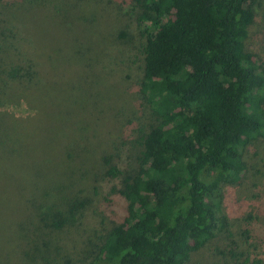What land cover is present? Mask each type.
Segmentation results:
<instances>
[{
	"label": "trees",
	"instance_id": "16d2710c",
	"mask_svg": "<svg viewBox=\"0 0 264 264\" xmlns=\"http://www.w3.org/2000/svg\"><path fill=\"white\" fill-rule=\"evenodd\" d=\"M47 1L29 0V3L37 6ZM84 1L74 3L77 6ZM113 1L127 16L126 30H120L116 40L119 45L126 44L125 39L132 31L135 36L131 42L138 40V45L132 42L136 53L119 50L120 55L111 54V58L82 53L83 84L74 86H91L90 90L109 86L118 76L122 77L120 69L126 67L130 71L124 76L136 79L129 89L137 92L141 109L148 115L134 126V137L130 134L134 122H126L124 135L122 132V138L111 143L108 154L98 150L107 139L102 140L95 127L79 137L77 146L84 150L85 158L97 155L106 168L101 177L94 179L107 181L101 184L99 203L94 202L101 185H92L81 172L83 166L75 169L62 158L59 163L55 161L52 155H57L54 151L58 149L50 148L47 156L41 150H21L11 142L10 130L20 122L2 110L0 203L22 207L32 220L39 217L44 228L75 238L86 236L82 230L97 231V225L101 226L105 231L101 241L93 258L84 264H191L192 252L222 237L221 234L228 237L232 234L228 216L223 212V189L245 177L243 152L264 137V66L248 42L263 1ZM26 7L27 4L21 8ZM86 39L84 44L74 41L75 47L81 44L92 51L90 45L94 43L100 50L108 46L96 37ZM2 40L7 44L0 43V73L4 75L0 77V106L9 97L14 98V90L18 89L14 85H23L21 81L44 83L53 80L54 72L57 77L63 71L62 60L50 53L49 60L38 52L25 59L19 47L8 43L7 38ZM42 68H46L47 74ZM88 69L93 73H87ZM44 75L49 77L45 79ZM5 77L19 83L9 81L13 85L10 92L4 89L8 86ZM91 77L93 81L89 82L87 79ZM45 98L49 104L55 101L47 95ZM50 105L46 108L51 109L49 113L67 111L62 103L58 107ZM104 110L90 112L98 115ZM39 118L34 116L30 121H35L42 130L45 127L49 131L53 128L51 123L58 124L52 118L45 124L42 122L41 127ZM66 141L67 138L62 143ZM122 156L126 165L119 168L116 160ZM117 180L118 184L108 187ZM114 197L121 201V206H114ZM1 213L0 221L4 222ZM19 218L18 249L1 255L0 264H9V259L15 264H41L34 260L37 255L43 264H51L46 250L52 245L39 239L46 247L42 255L36 239L33 242L23 227L26 223L33 224L26 217L19 215ZM250 218L251 214H240L236 222L238 236L242 233L249 238ZM35 229L39 231L40 227ZM25 239L35 244V253L19 247ZM62 245L58 242L56 248ZM233 245L240 246L236 242ZM218 253L228 254L234 264H264L262 258L248 259L242 249Z\"/></svg>",
	"mask_w": 264,
	"mask_h": 264
},
{
	"label": "rangeland",
	"instance_id": "374dc122",
	"mask_svg": "<svg viewBox=\"0 0 264 264\" xmlns=\"http://www.w3.org/2000/svg\"><path fill=\"white\" fill-rule=\"evenodd\" d=\"M74 1L49 0L45 5L33 6L36 3L32 2L31 5L29 0H0L1 44H7L6 41L2 40L7 38L8 43L20 48L19 52L23 54L25 59L36 56L38 52L47 60H49L48 53H50L51 56L57 57L63 62L60 67L63 71H59L57 77L56 72H54L51 81L34 83L24 80V83L21 81L23 85H14L18 86V89L14 90V98L9 97V101L6 99V102L1 104L0 110L10 114L12 118L20 122L21 126L17 123L15 128L10 130V137L11 142L18 144L21 150L30 152L41 150L49 156L51 149H58L54 151V154L57 155H52L55 161L59 163L62 158L75 169L83 166L81 172L85 173L86 178L91 180L92 185H101L107 181L101 183V178L97 181L94 179L105 173V165L97 155L85 158V154L82 152L84 150L77 146L79 137L89 134L95 127V133L100 135L102 140L107 139L105 143L98 146V150L103 152L105 150L108 154V151H111V143L122 138V132L124 135L126 122L130 120L134 122L130 130V134L134 137V126L144 120L148 112H143L144 108L141 109V101L137 92L129 89L132 81L136 79H134L135 77L124 76L125 72L130 71L126 67L120 69L122 77L118 76V79L110 83L109 86L96 88V90H90L91 86V88L77 87L78 83L83 84L82 71H80V67L83 66L81 61L84 59L82 53L85 56L88 52L92 55L97 53L100 56L104 55L111 58L112 55L118 57L120 55L119 50L122 53L127 51L130 54L136 53V51L132 46L133 41L131 42L132 37L135 36L132 31L125 39L126 44L119 45L116 40L118 32L125 29L127 16L122 13V8H117V4L113 0H85L77 3V6ZM262 1L263 7L259 9L256 15L248 42L249 48L257 54L264 66V0ZM26 4V8H21ZM8 32L9 35H7ZM3 33L4 35H1ZM87 37L89 39L96 37L99 42L108 45L106 50L97 49L96 43L90 45L92 51H87L81 44L79 48L75 47L74 41L84 44L87 43ZM133 43L138 45V40L135 39ZM89 68L92 69L91 66ZM43 70L47 74L46 68ZM91 72L93 73V71L87 70V73ZM132 72L133 69L131 74ZM62 73H65L64 77H61ZM0 77H4V75L0 73ZM44 77L47 79L46 77L49 76L44 75ZM5 78L8 86L4 89L9 92L12 90V84H19L17 80ZM59 78L62 80L59 81ZM40 79L43 80L42 77ZM87 80L92 82L93 77ZM9 81L12 83L11 85ZM82 89L85 91L81 92ZM46 95L52 99L55 98V101L50 104L58 107V103H62V106L67 108L66 113H58L57 111L49 113L51 109H47L51 105L46 100ZM101 108L106 110L98 115H92L90 112L93 109ZM34 116L40 117L37 121L38 123L41 122V127L46 121H52V118H55V122L58 124L51 123L52 129L48 131V128L44 127L42 130L40 125H35V121H30L33 120ZM61 121H63V125H59ZM23 122L25 123L22 125ZM29 123H33L34 126ZM66 138L67 141L62 143V140ZM253 143L243 152V160L247 166L245 177L240 182L223 189V212L230 221L231 238L227 234H221L222 237L216 238L209 245L192 252L191 264H234L228 254L221 255L218 253L220 250L227 251L230 248L245 250L250 260L256 257L262 258L264 261V137ZM67 153H71L72 158H68ZM122 158L124 156L116 160L119 168H124L126 165V159L123 161ZM114 183L118 184L119 181L112 182L108 187L116 185ZM86 185L91 186L90 183ZM102 189L103 186L101 185L95 204H98L101 199ZM112 200L116 208L122 205L117 197L112 198ZM0 211L4 215L2 219L5 222L4 224L0 221V256L18 249L21 239L18 231L21 225L19 215L28 218L33 224L29 226L26 223L23 227L33 242L36 239L37 247L42 250V255L45 254L46 247L38 240L43 239L52 245L46 250L50 255L51 264H84L88 262L93 258L96 245L101 241V236L105 232L101 226L97 225V231L85 232L82 230L86 236L75 238L66 232L63 235L51 228H44L39 217L32 220L24 213L25 209L22 207L13 206L10 203H0ZM242 212L247 215L251 214V218L248 219L249 238H245L242 233L239 236L236 234V222ZM35 227H40L39 231H36ZM26 240L19 247L21 246L23 251L31 254L37 247L33 242H29L30 244L25 242ZM58 242L63 243V245L56 248ZM234 242L240 246L234 247ZM34 260L41 262V264L44 262L39 255ZM9 261V264H15L13 259H9Z\"/></svg>",
	"mask_w": 264,
	"mask_h": 264
}]
</instances>
